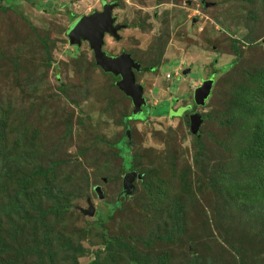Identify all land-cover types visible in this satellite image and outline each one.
Listing matches in <instances>:
<instances>
[{
  "label": "rangeland",
  "instance_id": "1",
  "mask_svg": "<svg viewBox=\"0 0 264 264\" xmlns=\"http://www.w3.org/2000/svg\"><path fill=\"white\" fill-rule=\"evenodd\" d=\"M102 1L40 0L39 9L0 0V264L15 251L48 264L49 248L59 263L67 255L65 264H134L128 245L112 244L115 258L108 255L105 237L134 247L141 264H264V203L257 213L231 196L234 185L245 189L263 177L257 161L242 160L256 118L239 110L237 95L264 85V0H106L118 2L114 14L125 25L120 39L106 36V51L154 66L136 73L149 104L136 116L142 120L131 117L132 100L96 64L89 44L69 42V25L101 10ZM203 78L213 86L195 107L206 116L198 136L188 108ZM161 106L179 115H154ZM40 169L48 175L31 182ZM129 171L145 172L160 193L150 210L141 205V178L125 190ZM184 172L191 193L182 189ZM117 198L122 207L98 225L96 214L107 217ZM88 199L94 215L82 211ZM173 202L185 208L184 228L165 239ZM51 204L60 210L45 223L40 215Z\"/></svg>",
  "mask_w": 264,
  "mask_h": 264
},
{
  "label": "trees",
  "instance_id": "2",
  "mask_svg": "<svg viewBox=\"0 0 264 264\" xmlns=\"http://www.w3.org/2000/svg\"><path fill=\"white\" fill-rule=\"evenodd\" d=\"M154 69V66H148V67H143L142 70L145 71H152ZM117 78V77H115ZM209 97V96H208ZM207 100V99H206ZM206 104V102H205ZM204 104V105H205ZM237 104L240 106L241 109L239 110H247L248 113L252 114L255 116L256 118V122L254 123V127L253 130L250 134V139H249V144L247 146H245L243 148L242 151V160L244 162H250V161H257L263 168V177L258 179V180H253L252 182V186L251 187H246L245 189L236 187V185H234L232 187V191L234 190V193H232V198H234V202H236L235 204H237V207H240L241 204H243L244 206H247L250 204V206H252L251 210H255L257 213L262 212V210L259 209V204L261 205L262 203H264V85L262 88L259 89H252V88H247L243 91H239L238 95H237ZM198 106V104L195 103L190 105L188 108L189 111V118H190V114L193 112H196L197 110L195 109V107ZM203 106V105H201ZM153 114L154 115H165V114H169L172 116H178L177 114H173L171 112H169V110H165L162 109L161 107H154L153 109ZM147 113V112H146ZM175 113V112H174ZM200 113V112H199ZM134 115V114H133ZM138 115V114H137ZM202 115V114H201ZM147 116V115H146ZM202 119L203 121L206 120V116L202 115ZM202 121V123H203ZM202 125V124H201ZM127 131V130H126ZM127 134V132H126ZM198 136L200 135V129L198 131V133H196ZM197 143H198V151L200 153L203 152V150H205V146L204 144L200 141V138L198 137L196 139ZM210 159V158H209ZM132 169H135V166L132 165ZM49 169H40L38 171H36V174L32 173L31 175V179H29L31 182H33L35 180V178L37 177V174H41L42 176L48 175ZM141 173V172H140ZM145 174V172H144ZM143 174V177H137V179H140V182H142L143 186H144V193L142 198L140 199L141 201V205H143V208L145 210H149L151 209L150 206L151 204L156 202L155 196L157 195V188L155 189V187H153L150 182L148 181V178ZM191 174H186L184 172V174H181V181L183 182L184 187L182 188L183 190L187 191V192H193V187L194 185L192 184V179H188V177ZM211 179V177H210ZM209 179V180H210ZM25 184L23 183V185L20 188V191L26 193L28 188H29V183H27V179H24ZM211 183H215V181H213ZM27 189V190H26ZM223 189V188H222ZM222 189H219L220 192H222ZM96 190V187H95ZM98 193V192H97ZM158 194H160L158 192ZM152 198V199H151ZM200 198L197 197V201ZM40 201L44 200L43 197H41L39 199ZM154 200V202H152ZM207 201V200H206ZM45 203V201H43ZM41 204H44V203ZM58 204H60V202H57ZM123 205V201L120 199H115L113 203L110 204L109 208H108V212H107V217H103L100 213H97L96 216L99 217L98 219V225H102L103 223L100 224V222H106L107 219H109V217L111 218L112 215L114 214V212L122 207ZM59 205H53L51 204L50 206L46 207L41 215L40 218H42L44 220L45 223H48L47 218L56 213L57 210H60V208H58ZM171 212H167V215L170 216L171 219V223H172V228H170V230L164 235L165 239L173 238L174 236H172V233H175L176 231L180 232L182 231L184 228V223L183 220L185 218L183 214V212L185 211V208L183 205H180L179 203H176V207H175V203L173 202V204L171 205ZM202 210L206 209L207 210V206L206 204H201L200 205ZM215 207H217L218 205L214 204ZM229 207V205L227 204L225 207H223L222 211L225 210ZM188 208V207H187ZM212 208V206H211ZM202 210L200 211L201 213ZM253 211L251 214H256V212ZM107 218V219H106ZM158 224L159 227H161L160 224H164L165 228L167 227V222H162L161 220H158ZM162 229V227H161ZM89 229H84V231H88ZM103 238H104V234H103ZM108 237H105V240L108 241L107 242V246H105V249L108 252V255H111L112 257H114V253L112 252V248L111 245L112 244H123L125 246L128 245L129 250L131 252V254H133L132 258L130 259V261H133L134 264L140 263V259L138 260L135 256H134V252H135V248L130 246L129 244H127L126 242H122L119 239H110ZM117 241V242H116ZM106 244V242H105ZM2 245V248H5V245L1 244L0 242V247ZM74 248V246H73ZM105 249H103L105 251ZM50 251L49 255H51L50 258V262L48 264H65L67 258V255H63L61 256V258H63V260H65L62 263H59L56 259L57 254L52 253V251L50 250V248L48 249ZM73 250V249H72ZM72 250L70 251L71 253H73L76 257H78L76 255V253L72 252ZM102 250V249H101ZM37 251V250H36ZM41 251V250H40ZM38 252V251H37ZM100 251H97L98 257H99V253ZM115 252V251H114ZM60 253L65 254V250L61 251ZM60 253H58V257H60ZM113 253V254H112ZM11 254V252H10ZM25 253H23L22 251H15L14 254L12 255V258H10V260L7 262V264H19L21 262V264H46V262H44L42 259H39L36 263H30L27 261L26 258H24ZM101 256V255H100ZM115 258V257H114ZM73 259V258H72ZM77 258L73 259L72 264H79L78 260H75ZM95 263L99 264V260L95 259ZM1 264H3V262H1ZM67 264V263H66Z\"/></svg>",
  "mask_w": 264,
  "mask_h": 264
},
{
  "label": "water",
  "instance_id": "3",
  "mask_svg": "<svg viewBox=\"0 0 264 264\" xmlns=\"http://www.w3.org/2000/svg\"><path fill=\"white\" fill-rule=\"evenodd\" d=\"M117 5L116 2L105 3L102 11H94L89 15L81 16L73 25L69 36L71 43L82 44L83 40H87L90 47L95 54V60L105 71L111 72L116 76H120L117 81V86L123 93L132 99L134 109L133 114L137 115L143 111V106L146 105L144 96V85L137 81L136 72L141 71L142 66L139 61H136L131 53L123 52L118 56H108L103 50L104 37L109 33L120 39L119 30L125 27L123 24H115L117 19L113 15V9ZM186 72V71H185ZM213 86L212 78H205L203 82L195 88L194 101L198 105H204L206 99L211 93ZM190 127L191 131L198 133L202 124V115L198 111L190 114ZM127 135L131 137V131L128 129ZM136 171H129L124 176V188L126 191L131 192L134 187V180L141 177ZM98 195L103 198V193L100 187H96ZM88 209H82L85 214L94 215L95 206L91 199H88Z\"/></svg>",
  "mask_w": 264,
  "mask_h": 264
},
{
  "label": "flooded vegetation",
  "instance_id": "4",
  "mask_svg": "<svg viewBox=\"0 0 264 264\" xmlns=\"http://www.w3.org/2000/svg\"><path fill=\"white\" fill-rule=\"evenodd\" d=\"M28 3H30L31 5H32V7H36V8H43L44 7V4H42L41 2H40V0H26ZM112 2H116L117 3V5L115 6V8L113 9V15L114 16H116L115 14H114V10L116 9V7H118V2L117 1H106V0H103L101 3H102V9L101 10H94V11H102L103 10V6H104V4L105 3H112ZM93 11V12H94ZM92 12V13H93ZM89 14H91V13H89ZM89 14H83V15H89ZM83 15H80V17L81 16H83ZM80 17H78L76 20H74L70 25H69V27H68V29H67V31H66V33H67V35H68V37H69V42H71L70 41V36H69V30H70V28H71V26L80 18ZM117 17V16H116ZM115 24H121V23H119L118 22V17H117V19H116V21H115ZM121 30V29H120ZM120 30L118 31L119 32V34H120ZM108 35H110V36H112V37H114L113 35H111V34H109V33H106V35H105V37H104V45H103V50L107 53V55L108 56H118V55H120V54H122L123 52H127V51H122L121 53H119V54H111V53H109L108 51H106V49H105V40H106V36H108ZM121 37H122V35H120ZM115 39H117L116 37H114ZM83 42H87L88 44H89V42L87 41V40H83L82 41V44H83ZM81 44V45H82ZM73 45H75L76 47H80L81 45H78L77 43H75V44H73ZM89 46H90V44H89ZM93 50V49H92ZM127 53H131V52H127ZM93 54H94V51H93ZM132 54V53H131ZM133 56V55H132ZM94 57H95V54H94ZM134 57V56H133ZM134 59H135V57H134ZM136 60V59H135ZM136 61H138V60H136ZM95 62H96V60H95ZM97 64V63H96ZM98 65V64H97ZM100 68H101V70L104 72V73H106V74H111V75H113L114 77H117V78H119L120 79V76H116V75H114L113 73H111V72H107V71H105L100 65H98ZM143 70L141 69V71H139V72H142ZM186 71V72H185ZM188 71H190V69L189 68H187V69H184L183 70V73H187ZM136 73H138V72H136ZM137 77V76H136ZM205 78H203L202 79V81L201 82H203V80H204ZM145 88V87H144ZM144 93H145V91H144ZM145 96V95H144ZM131 99V98H130ZM145 99H146V97H145ZM132 100V99H131ZM146 105H144L142 108H143V111H141L139 114H141V113H145V112H147L148 110H149V104H148V101H147V99H146ZM133 103V102H132ZM147 115V114H146ZM137 115H133L132 114V118L133 119H140V120H142L143 118H139V117H136ZM145 118V117H144ZM129 128H127L126 130H128ZM127 135V134H126ZM128 136V135H127ZM129 137V136H128ZM130 138V137H129Z\"/></svg>",
  "mask_w": 264,
  "mask_h": 264
}]
</instances>
